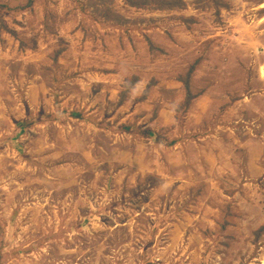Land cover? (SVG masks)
I'll use <instances>...</instances> for the list:
<instances>
[{
  "label": "rangeland",
  "instance_id": "rangeland-1",
  "mask_svg": "<svg viewBox=\"0 0 264 264\" xmlns=\"http://www.w3.org/2000/svg\"><path fill=\"white\" fill-rule=\"evenodd\" d=\"M0 3V264H264V0Z\"/></svg>",
  "mask_w": 264,
  "mask_h": 264
},
{
  "label": "trees",
  "instance_id": "trees-1",
  "mask_svg": "<svg viewBox=\"0 0 264 264\" xmlns=\"http://www.w3.org/2000/svg\"><path fill=\"white\" fill-rule=\"evenodd\" d=\"M31 2L33 3L34 0H27V6H29L28 4H31ZM20 8H22V6ZM3 12H5L7 14H10L12 12V9L8 3H0V28L5 27L4 26V20H3ZM185 86L187 87L186 84H185Z\"/></svg>",
  "mask_w": 264,
  "mask_h": 264
},
{
  "label": "crops",
  "instance_id": "crops-1",
  "mask_svg": "<svg viewBox=\"0 0 264 264\" xmlns=\"http://www.w3.org/2000/svg\"><path fill=\"white\" fill-rule=\"evenodd\" d=\"M99 99L101 100V102H103L105 100V98L103 96H99ZM103 107H106V105H103Z\"/></svg>",
  "mask_w": 264,
  "mask_h": 264
}]
</instances>
